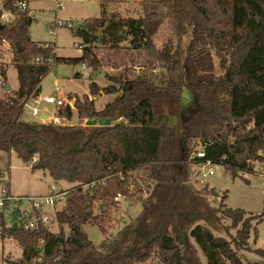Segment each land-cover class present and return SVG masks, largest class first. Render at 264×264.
<instances>
[{
  "label": "trees",
  "instance_id": "trees-1",
  "mask_svg": "<svg viewBox=\"0 0 264 264\" xmlns=\"http://www.w3.org/2000/svg\"><path fill=\"white\" fill-rule=\"evenodd\" d=\"M17 1L7 0L0 9V18L3 11L16 16L12 25L0 20V48L7 44L13 52L8 62L0 61V154H15L26 165L35 161L33 170H46L57 183L72 185L64 208L55 214L56 233L42 224L32 230L23 223L7 228L0 211L1 238L14 239L23 248L17 264H193L182 253L186 236L207 264H244L239 253L251 249L250 239L264 220V187L263 211L254 215L228 208L226 192L213 207L215 190L207 185L197 189L191 180L194 168L208 161L232 180L254 174L255 164L264 163V0H142L137 18L104 9L101 17L75 30L83 43L82 55L75 59L56 58L54 44L32 41L30 11L19 9ZM165 8L181 56L178 66L166 67L165 80L108 76L112 83L103 88L91 82L88 95L57 111L68 120L76 111L75 125L45 123L37 130L36 124L19 120L24 105L40 95L52 60L83 63L95 71L97 45L116 48L129 40L136 52L154 50ZM10 65L19 85L14 93L5 91ZM184 89L194 95L190 106L182 104ZM102 95L115 98L98 110L95 97ZM165 113L176 125L162 124ZM84 120L110 124L90 127ZM199 150L203 158L197 157ZM139 170L147 176L135 177ZM146 193L151 202L128 242L96 247L84 229L91 225L105 233L96 204L104 213L118 196ZM220 215L235 229L228 238L203 225L189 229L192 220H218Z\"/></svg>",
  "mask_w": 264,
  "mask_h": 264
},
{
  "label": "rangeland",
  "instance_id": "rangeland-1",
  "mask_svg": "<svg viewBox=\"0 0 264 264\" xmlns=\"http://www.w3.org/2000/svg\"><path fill=\"white\" fill-rule=\"evenodd\" d=\"M7 0H0V9ZM32 24L29 27V37L36 43H52L56 46L55 57L75 59L82 55L80 37L75 35V30L82 28L87 20L101 17L102 11L119 12L124 18H137L142 15V0H26ZM16 19V17H15ZM163 22L154 37V50H144L141 52L134 51L129 40L121 43L116 48L106 45H97L93 48L94 53L99 61L98 69L93 71L86 64H73L64 61L51 62V71L41 84V94L43 96H54L62 100L73 99L72 106L76 99L82 98L89 94V84L97 83L100 87H105L112 82L108 79L111 77H124L126 79L135 76L148 75L159 82L166 79L168 65L178 66L181 56L178 54L175 46L176 36L173 31L172 22L169 18L167 8L163 11ZM70 20L73 28L58 27V21ZM101 36V32H98ZM0 61L8 62L12 57L11 51L7 46H2ZM82 65L86 68L82 69ZM218 70L217 62L215 61ZM81 74V77H75V74ZM217 73H220L217 71ZM7 86L14 93L18 88L17 72L13 66L7 69ZM58 88V91L56 90ZM0 88V94H2ZM183 94V93H182ZM186 104H193L194 95L186 92ZM41 95V96H42ZM97 109H102L105 104L111 102L115 95H102L95 97ZM40 112H45L51 118L54 115L59 116L56 107L41 104ZM71 120L66 122L61 118L60 122L65 125H75L79 123L76 111ZM20 121L28 124H36L37 130L45 124L39 117L33 116L28 109L19 118ZM161 122L165 126L176 125V119L166 113L162 116ZM109 121L102 120H84L83 125L101 126L108 125ZM112 124V123H111ZM31 165H26L15 154H0V190L3 186H7L12 197H45L50 195H59L60 199L55 206H49L40 210L42 217L48 218L45 223L46 227L56 233L58 225L55 214L58 210L64 208L67 199V193L72 187L65 181L56 182L49 175L48 171L43 169H32ZM254 174H243L244 179L232 180L221 166H199L194 168L192 184L195 188L200 189L208 186L210 190H215V196L210 197L212 206L218 207L220 199L224 192L227 198L224 201L228 208L243 209L254 215H260L263 211V187H264V163L255 164ZM210 169L214 170V175H208ZM204 174H206L204 176ZM135 177L145 178L146 172L139 170L133 174ZM143 180V179H142ZM150 193L144 195H136L130 198L118 196L115 204L108 207L103 213L100 209L101 204L97 203L94 208L96 214H102V226L105 228L103 234L97 227L86 225L84 229L89 239L98 248L104 244L113 248L121 245L122 247L128 242L131 232L136 229L137 218L146 205L151 200ZM30 206L27 202H11L6 208H0L3 212V220L5 227L9 228L21 223L29 222L33 215L25 216L24 210H29ZM196 225H203L210 228L214 235L228 238L235 233L231 220L218 216V220L200 218L192 220L189 229ZM256 238L252 235L250 239V250L241 251L242 262L244 264H264V220L257 226ZM187 246L182 253L193 261V264H207L205 257L195 244L194 240L189 236L184 239ZM5 259L14 263H20L23 260V248L14 239L1 238L0 234V264H6ZM147 264H159L158 261H152Z\"/></svg>",
  "mask_w": 264,
  "mask_h": 264
},
{
  "label": "built area",
  "instance_id": "built-area-1",
  "mask_svg": "<svg viewBox=\"0 0 264 264\" xmlns=\"http://www.w3.org/2000/svg\"><path fill=\"white\" fill-rule=\"evenodd\" d=\"M16 6L19 7L21 10H27L28 9V4L26 0H18L16 3ZM15 15H13L10 11H3L1 15V22L5 25H12L15 22ZM56 26L58 27H68V28H73V23L70 20H67L66 22L64 21H58L56 23ZM3 46L8 47L9 51V46L7 44H4ZM1 54H3L1 52ZM86 66L83 65L82 69H85ZM58 91V88H56ZM73 99H68V100H62L60 98H56L54 96H34L31 97L30 100L24 105V111L28 109V111L31 112L33 116L39 117V119L44 122V123H53V124H62L60 122L61 117L54 115L53 117H49L47 113L45 112H40L39 106L41 104H47L56 107V109H60L62 107H71L72 106ZM46 116V119H43L42 117ZM66 122H68V119H65ZM65 125V124H63ZM198 158H203L204 154L201 150H199V153H197ZM201 166H213L211 162H206L202 164ZM206 174H204L205 176ZM208 175H214V170L210 169L208 171ZM60 196L59 195H50V196H45V197H21V198H15L12 197L9 194V190L7 186H3L2 189L0 190V208H4L6 203H11V202H27L30 206L29 210H24L23 214L25 216L33 215L30 217V220L28 223L24 224V227L26 229H35L38 227L39 224H42L45 226L48 222V218L42 217L40 214V210L49 207V206H55L56 202L59 201ZM117 200V198H115Z\"/></svg>",
  "mask_w": 264,
  "mask_h": 264
},
{
  "label": "water",
  "instance_id": "water-1",
  "mask_svg": "<svg viewBox=\"0 0 264 264\" xmlns=\"http://www.w3.org/2000/svg\"><path fill=\"white\" fill-rule=\"evenodd\" d=\"M18 45V47H19V44H17ZM19 51H21V48L19 47ZM11 89H10V87L9 86H6V88H5V91H10ZM186 92H189L188 90H186V89H184V91H183V94H182V104L183 105H185L186 104V101H185V98H186ZM191 93V92H190ZM43 119H46V116H43L42 117ZM40 166V164H38V167Z\"/></svg>",
  "mask_w": 264,
  "mask_h": 264
},
{
  "label": "crops",
  "instance_id": "crops-1",
  "mask_svg": "<svg viewBox=\"0 0 264 264\" xmlns=\"http://www.w3.org/2000/svg\"><path fill=\"white\" fill-rule=\"evenodd\" d=\"M55 54H56V53H55ZM82 67H83V65H82ZM40 95H42V94L40 93ZM42 96H43V95H42ZM11 155H12V154H11ZM11 155H10V156H11ZM8 190H9V189H8ZM9 194H10V193H9ZM15 198H21V197H15Z\"/></svg>",
  "mask_w": 264,
  "mask_h": 264
}]
</instances>
